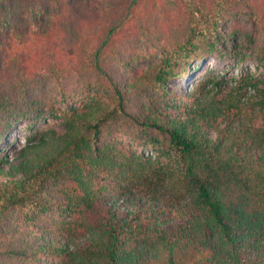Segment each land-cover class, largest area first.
<instances>
[{"label":"trees","instance_id":"obj_1","mask_svg":"<svg viewBox=\"0 0 264 264\" xmlns=\"http://www.w3.org/2000/svg\"><path fill=\"white\" fill-rule=\"evenodd\" d=\"M215 52L264 64V0H0V137L62 126L0 158V264H264V71L170 87Z\"/></svg>","mask_w":264,"mask_h":264},{"label":"rangeland","instance_id":"obj_2","mask_svg":"<svg viewBox=\"0 0 264 264\" xmlns=\"http://www.w3.org/2000/svg\"><path fill=\"white\" fill-rule=\"evenodd\" d=\"M249 69L256 73L263 72L264 64L256 56L249 53L245 59L238 61L237 58L231 59L222 52H215L208 55L204 60L194 62L190 71L191 75L171 80L170 87L175 90L177 99L180 101L182 96L193 90L196 85L204 86L206 81L217 79L223 75L226 79L231 78V76H238ZM48 127L58 132L62 130L59 119L45 113L38 119L14 121L10 130L0 137V158L8 159L11 163L16 162L22 148L30 141L33 143L41 141L45 136L43 135L44 130ZM121 137L129 147L147 156L159 157V153L151 146L140 143L126 135Z\"/></svg>","mask_w":264,"mask_h":264}]
</instances>
